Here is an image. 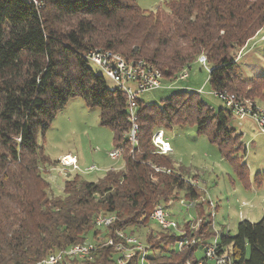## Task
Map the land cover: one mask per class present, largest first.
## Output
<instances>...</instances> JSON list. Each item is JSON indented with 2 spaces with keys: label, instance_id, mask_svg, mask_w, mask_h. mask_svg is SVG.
Listing matches in <instances>:
<instances>
[{
  "label": "trees",
  "instance_id": "1",
  "mask_svg": "<svg viewBox=\"0 0 264 264\" xmlns=\"http://www.w3.org/2000/svg\"><path fill=\"white\" fill-rule=\"evenodd\" d=\"M263 26L264 0H168L154 10L136 0H0V264H36L88 241L89 234L99 244L95 259L71 264H118L120 254L101 245V235L115 237L122 230L140 238L156 203L176 189L185 190L187 198L198 195L181 175L156 173L158 181L153 180L149 162L173 163L170 154L154 152L152 137L159 129L195 125L223 153L234 141L244 149L229 109L215 111L198 92L180 89L162 104L139 100L138 146L133 149L141 155L128 154L124 169H109L96 181L78 171L66 180L62 196L53 195L39 164L52 161L43 154L38 135H46L71 99L81 96L98 108L115 147L131 148L127 96L108 86L86 53L104 48L127 60L145 59L170 81L205 53L214 92L248 89L247 97L252 93L264 100V75L244 78L236 59ZM247 170L238 164L243 177ZM100 214L117 218L99 228L95 219ZM209 224L205 220L197 233L214 239L217 234L206 230ZM158 232L146 233L150 264L200 259L196 245L179 251L181 236ZM218 246L232 255V264H264V216L258 222L241 221L235 235L220 233ZM126 264H141L139 254Z\"/></svg>",
  "mask_w": 264,
  "mask_h": 264
},
{
  "label": "rangeland",
  "instance_id": "2",
  "mask_svg": "<svg viewBox=\"0 0 264 264\" xmlns=\"http://www.w3.org/2000/svg\"><path fill=\"white\" fill-rule=\"evenodd\" d=\"M136 1L143 9L154 10L159 5L163 6L168 0ZM61 27L67 28L66 24H62ZM236 59L239 61L237 70L244 78L264 75V26L251 39L247 48L238 51ZM90 64L97 73H103L96 64L93 62ZM188 72L187 79L178 78L170 81L164 78L162 87L141 93L140 99L146 103L162 104L165 98L180 89L196 91L203 89L200 96L215 111L226 108L211 88L208 68L196 60L191 63ZM105 78L110 88L117 87L112 79L106 76ZM235 88L237 89V84ZM247 91L248 89L242 93L238 90L228 92L236 94L239 101L249 109L264 108V100L253 96L252 93L247 97ZM230 121L231 126L243 134L244 149L242 144L234 141L227 147V152L223 153L207 135L199 134L195 125H175L170 129H163L173 148V152L169 155L173 163L167 167H170L176 175L180 173L185 179L200 181V188H196L198 192L195 197L198 201L196 207L189 209L183 204L182 201L188 200L186 202L188 204L191 198L186 197L185 190L177 189L159 203L165 205L172 218L179 223V229L172 230L177 236H181L176 248L179 251L184 249L187 251L188 248L196 245L199 258L204 255L202 244L213 240L211 237L206 238L205 235L197 233L205 220L211 221L206 230L214 231L217 235L222 232L235 235L241 221L246 219L258 222L264 216V133L260 132L257 121L251 115L241 118L233 114ZM127 136L130 150L126 151L123 157L112 159L110 153L115 149L114 134L109 127L101 124L100 110L89 107L81 96L71 99L57 113L46 135H38V143L44 147L43 154L52 161L49 163L41 159L39 163L42 175L51 184V193L62 196L66 180L74 177L78 172L67 170L70 167L62 163L66 154L78 157V165L84 171L91 166L98 168L90 173L80 170L82 177L91 181L103 177L109 169H117V171L124 169L128 154L132 153L135 157L137 154L141 155L140 151L134 153L133 148L138 146V143L130 140V132ZM154 152L156 153V149ZM151 163L149 162L152 178H157L155 181H158L153 165L159 164ZM238 164H245L248 169L244 177L238 171ZM147 223L149 227L142 228L139 233L145 243L149 229L153 228L157 233L162 231L151 217ZM196 236H200L201 242L197 243ZM88 240L92 241L91 234ZM147 245L152 248L150 243ZM148 263L150 264L149 260Z\"/></svg>",
  "mask_w": 264,
  "mask_h": 264
},
{
  "label": "built area",
  "instance_id": "3",
  "mask_svg": "<svg viewBox=\"0 0 264 264\" xmlns=\"http://www.w3.org/2000/svg\"><path fill=\"white\" fill-rule=\"evenodd\" d=\"M86 57L96 64L104 73L106 77L112 79L117 87L121 89L127 96L129 120L131 121L130 140L138 143L137 133V111L139 108L140 94L149 90L157 89L163 85L162 72L148 62L145 59L127 60L120 53L104 48H96L86 53ZM198 61L208 68L211 72L212 68L208 65V60L205 54H201L198 57ZM189 68H184L178 75L177 79H187L189 77ZM196 91V90H194ZM196 92L201 94L203 89H199ZM223 101L227 109L233 114L240 116L251 115L257 121L258 128L261 133H264V108L256 107L255 109L246 107L239 101L236 94L230 93L227 90L221 92H214ZM152 143L158 154H170L173 152L171 142L166 137L163 129L157 130L153 137ZM125 150L123 147H115L110 153L112 159H119L123 157ZM71 156V155H69ZM68 155L63 156L62 163L70 167L67 170L92 172L97 170L96 166H91L84 171L78 165L77 158L73 156V161L67 160ZM156 173L174 174L175 172L167 166L153 165ZM177 175H181L177 173ZM183 178V177H182ZM189 186L196 189L200 188V181H192L191 179L183 178ZM153 180L157 178L153 177ZM185 201V200H184ZM185 204L189 209L196 207L198 201L195 198H191L189 203ZM152 221H154L162 229L166 230H178L179 223L172 218L168 208L161 204L156 203L150 214ZM115 214H100L95 219V224L99 228H107L112 225L116 219ZM101 245H110L114 247V250L120 254L118 264H126L132 257L139 254V262L141 264H149L148 256L150 255V247L147 243L143 242L139 237L133 234H129L122 230L116 231L115 237H105L101 235L98 239ZM219 235L210 241L203 249L204 255L198 259L196 263L188 261L185 264H232V255L221 250L218 246ZM99 244L93 241H86L84 243L75 244L69 248L62 249L55 253L50 254L48 257L39 261L36 264H59L65 262L71 264L73 259L79 260H94L95 252L99 248Z\"/></svg>",
  "mask_w": 264,
  "mask_h": 264
},
{
  "label": "bare ground",
  "instance_id": "4",
  "mask_svg": "<svg viewBox=\"0 0 264 264\" xmlns=\"http://www.w3.org/2000/svg\"><path fill=\"white\" fill-rule=\"evenodd\" d=\"M72 158H73V156H69V155H68L67 160H68V161H73Z\"/></svg>",
  "mask_w": 264,
  "mask_h": 264
},
{
  "label": "crops",
  "instance_id": "5",
  "mask_svg": "<svg viewBox=\"0 0 264 264\" xmlns=\"http://www.w3.org/2000/svg\"><path fill=\"white\" fill-rule=\"evenodd\" d=\"M66 155H70V154H66ZM65 156V155H64ZM71 156H74V155H71ZM76 157V156H75ZM77 158V161H78V163H79V160H78V157H76Z\"/></svg>",
  "mask_w": 264,
  "mask_h": 264
}]
</instances>
